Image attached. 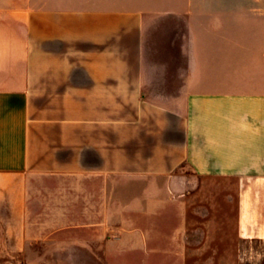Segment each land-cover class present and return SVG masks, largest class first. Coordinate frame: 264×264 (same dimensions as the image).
I'll return each mask as SVG.
<instances>
[{"label":"crops","instance_id":"obj_1","mask_svg":"<svg viewBox=\"0 0 264 264\" xmlns=\"http://www.w3.org/2000/svg\"><path fill=\"white\" fill-rule=\"evenodd\" d=\"M89 12L0 0V264H216L198 231L169 232L188 224L190 192L233 216L250 254L264 243L259 63L122 74L119 49L108 63L90 52L104 27L64 24ZM47 15L62 24L38 25Z\"/></svg>","mask_w":264,"mask_h":264},{"label":"rangeland","instance_id":"obj_2","mask_svg":"<svg viewBox=\"0 0 264 264\" xmlns=\"http://www.w3.org/2000/svg\"><path fill=\"white\" fill-rule=\"evenodd\" d=\"M89 8L88 16L68 18L64 24L104 27L103 34L97 35L98 47L91 45L90 52L103 49L99 50L100 62L108 63L112 48L115 57L119 49L122 74L160 73L162 62L171 65L195 59L206 63L210 58H225L238 72L242 66L249 64V69H255L259 63V71L264 72V0H89ZM37 24L48 27L62 23L47 15ZM182 198L188 207V224L170 225L169 232L184 228L190 235L198 231L203 237L202 260L264 264V243H252L251 253L245 254L242 244L232 241L230 213H215L192 192ZM195 205L201 206L199 219ZM198 221L200 226L195 224Z\"/></svg>","mask_w":264,"mask_h":264}]
</instances>
